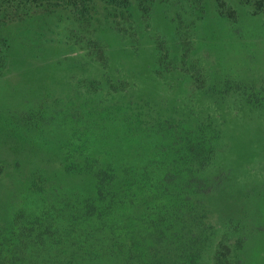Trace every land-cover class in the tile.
Here are the masks:
<instances>
[{
    "label": "rangeland",
    "instance_id": "1",
    "mask_svg": "<svg viewBox=\"0 0 264 264\" xmlns=\"http://www.w3.org/2000/svg\"><path fill=\"white\" fill-rule=\"evenodd\" d=\"M0 57V251L99 157L169 188L84 264H264V0H0Z\"/></svg>",
    "mask_w": 264,
    "mask_h": 264
},
{
    "label": "trees",
    "instance_id": "2",
    "mask_svg": "<svg viewBox=\"0 0 264 264\" xmlns=\"http://www.w3.org/2000/svg\"><path fill=\"white\" fill-rule=\"evenodd\" d=\"M38 113L35 109L24 108L17 116L13 115L18 122L12 119L11 126L16 130L28 131L31 129L28 125H36L40 115L45 123L49 122L43 111ZM21 149L25 151L27 147L21 146ZM22 150L20 156H24ZM121 168L122 166L116 168L112 162L105 164L99 157L93 158L85 165L66 168L72 171L67 174L71 185L51 181L48 188L41 187L36 199L42 208H37L36 214L22 220L25 228L22 233L29 240L20 245L8 243L1 247L0 256L3 257L0 258V264H84L83 260L90 258L95 251L124 245L129 238L133 241L156 232V229H137L138 222L155 220L151 218L153 213L149 215L148 211L151 209L149 193L160 196L169 186L163 188L161 185L165 184L161 183L163 178H160L156 185L143 187L131 172L134 171V166L130 165L122 172ZM59 174L62 175L61 172ZM25 182L28 184V181ZM142 182L156 183L148 176ZM176 182H172L174 189L179 187V182ZM147 203L145 211L139 213ZM164 214L170 222V217H167L169 210ZM164 224L168 223L164 222L163 217L158 227L161 232H164ZM13 225L15 224L12 227ZM32 231L35 232L34 238L39 240L30 238ZM63 254L67 257L57 258Z\"/></svg>",
    "mask_w": 264,
    "mask_h": 264
}]
</instances>
